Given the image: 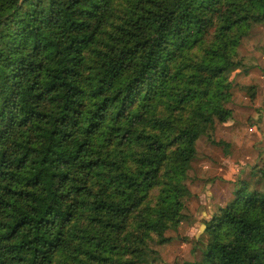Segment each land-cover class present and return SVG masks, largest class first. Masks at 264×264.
Returning <instances> with one entry per match:
<instances>
[{
	"label": "trees",
	"instance_id": "1",
	"mask_svg": "<svg viewBox=\"0 0 264 264\" xmlns=\"http://www.w3.org/2000/svg\"><path fill=\"white\" fill-rule=\"evenodd\" d=\"M259 27L264 0H0V264H146L197 141L230 152L224 73ZM255 172L184 264H264Z\"/></svg>",
	"mask_w": 264,
	"mask_h": 264
},
{
	"label": "crops",
	"instance_id": "2",
	"mask_svg": "<svg viewBox=\"0 0 264 264\" xmlns=\"http://www.w3.org/2000/svg\"><path fill=\"white\" fill-rule=\"evenodd\" d=\"M248 40L251 41L250 44L247 42ZM262 45H264V28L259 27L258 33L255 31L249 38L243 40L237 55L239 65L229 68L224 73L231 93V102L228 105L231 116L225 123L215 124L213 139L215 142L222 141L229 144L230 152L225 155L221 148L210 145L205 138L197 141L195 159L192 162L189 179L187 180L190 196L184 203L185 217L176 230H168L164 233V238L169 240L165 243L167 247L173 243L174 239L180 242L184 239L187 240V235L190 234L189 230H194L196 225H199L201 231V227L204 226L203 221L211 219L218 208L225 207L233 200V194L240 181L237 180V174L242 173L244 167L252 166L259 161V158L251 159V163V160L248 161L247 157L239 160L237 158L235 161H238V164H234L232 157L234 153H231V148H233L231 137L237 135V133H234L236 131L235 127H229V123L231 122L234 126L238 125L243 128L249 126L246 133L250 136L255 135L257 132L253 121L250 123H247V121H251L258 109L264 114V55L258 49V46ZM236 113L237 116H235ZM261 120L263 118L258 113L256 121ZM223 125H225L226 131H221V133L223 132L226 138L221 137L219 134L216 137V132ZM248 135H243L241 143L248 144L249 148L254 143ZM236 153L239 156L238 148ZM249 153L248 151V156ZM233 166H236V171L232 170ZM248 173L249 171H246L243 175L246 176ZM198 237L199 233L194 236V239ZM147 261L151 263L148 255Z\"/></svg>",
	"mask_w": 264,
	"mask_h": 264
},
{
	"label": "rangeland",
	"instance_id": "3",
	"mask_svg": "<svg viewBox=\"0 0 264 264\" xmlns=\"http://www.w3.org/2000/svg\"><path fill=\"white\" fill-rule=\"evenodd\" d=\"M257 33H258V30H257ZM247 42L251 43L250 40H248ZM258 113L261 115L263 120L256 121L258 118ZM263 115L264 114L261 112V110L258 109L257 113L254 114L251 121H247V123H250L253 121V123L255 124V126L257 128L256 134L252 135V136H250V135H248V133H246L247 129H249V126H247L246 123L243 122V124L247 126L244 128L241 126H238V125L234 126V124L231 122L229 123L230 124L229 127H231V128L235 127L236 131H234V133H237V135H233V137H231V139L233 141V148H231V153H234L232 155L234 164H238V161H235L237 158L239 160V159L247 157L248 161H250L251 159L259 158L258 163L256 162L254 164L255 166L254 165L248 166V164H247L248 167H244L243 172L237 174L238 175L237 180L238 179L240 181L244 180V181L248 182L250 185H252L254 183V181L256 180V172L255 171L258 168L264 167V163H263V161H264V116ZM235 116H237V113ZM245 119H248V118H245ZM220 128L221 129L216 132V137H218V134H219V135H221V137L226 138L225 134L223 133L224 131H226L225 125L221 126ZM221 131H223V132L221 133ZM244 134H247L248 136L251 137V140L254 143L253 146L249 145L251 147L248 148V144L245 145V143H243V144L241 143L242 142L241 138L243 137ZM237 148H238L239 156L236 153ZM248 151L250 152L249 156H248ZM251 163H252V160H251ZM244 166H246V165H244ZM235 167L236 166H233L232 170L236 171ZM246 171H249V173L246 176H244L243 174ZM202 232H203V228L200 231L199 225H196L194 230H191V229L189 230L190 234L187 235V240L184 239V240H182V242H180V241H175V239H174L173 243L170 244L168 247L166 244H165L166 247L164 244L163 245L157 244L156 239H155V241L150 244V247L153 251H155V254H150V253L148 254V258H149L151 263L147 262L146 264H184L185 262H191L193 260L198 259L199 254H197V257L192 255L191 254V248H192V243L194 241V236L198 233L200 236V234ZM168 233H170V232H168ZM163 250H164V252H163Z\"/></svg>",
	"mask_w": 264,
	"mask_h": 264
},
{
	"label": "water",
	"instance_id": "4",
	"mask_svg": "<svg viewBox=\"0 0 264 264\" xmlns=\"http://www.w3.org/2000/svg\"><path fill=\"white\" fill-rule=\"evenodd\" d=\"M203 230H204V226H202Z\"/></svg>",
	"mask_w": 264,
	"mask_h": 264
}]
</instances>
